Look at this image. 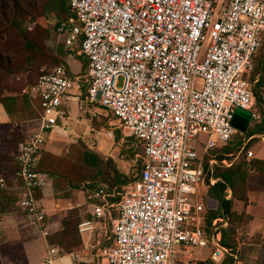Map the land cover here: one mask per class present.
I'll use <instances>...</instances> for the list:
<instances>
[{"label":"built area","instance_id":"1","mask_svg":"<svg viewBox=\"0 0 264 264\" xmlns=\"http://www.w3.org/2000/svg\"><path fill=\"white\" fill-rule=\"evenodd\" d=\"M69 4L74 17L57 23L56 31L68 59L87 60L88 96L80 107L93 116L113 114L142 147L141 174L123 188L115 205L118 216L112 218V204L102 196V203L91 205V217L79 222V233L91 236L100 221H112V245L103 250L106 264H189L198 249H211L215 264L227 256L242 264L239 247L235 251L222 244L228 216L215 218L206 229L204 200L217 181L214 167L233 163L219 160L213 151L239 132L232 125L235 109L251 111L252 120L264 118L250 82L254 57L264 47V0ZM80 81L58 65L42 69L30 87L43 112L16 155L17 207L44 238L49 229L37 191L42 193L50 176L38 170L40 156L46 135L66 119L67 100L81 91ZM254 138L264 143L261 133L244 145ZM7 188L0 175V190ZM237 234L243 245L248 233L239 229ZM180 253L187 261L181 262ZM72 255L49 245L39 264H93L73 262Z\"/></svg>","mask_w":264,"mask_h":264},{"label":"trees","instance_id":"2","mask_svg":"<svg viewBox=\"0 0 264 264\" xmlns=\"http://www.w3.org/2000/svg\"><path fill=\"white\" fill-rule=\"evenodd\" d=\"M47 12L58 17L57 23L74 17L69 0H0V105L10 120L8 123H0V175L7 181L11 178L15 180L19 168L16 155L26 135H21V132L15 130L16 120H39L43 112L40 99L31 95L30 87L37 82L42 69L50 70L60 64L65 65L71 72L67 64H62L68 54L65 42L62 41L65 51L63 47L55 52L48 49L50 29L43 20ZM85 67L87 60L84 61L83 69ZM34 72L37 77L29 83L27 77ZM255 77L256 71H253L250 82H254ZM256 83L258 86H264V76L261 75ZM87 89L88 87L82 98L87 99ZM254 95L257 105L260 106V93L254 90ZM263 108L256 109L263 112ZM261 133H264V118L260 121L253 120L247 132L239 131L240 137L237 140L233 141L232 138L228 145L218 150L219 160L227 158L233 160V163L229 167H214L212 176L217 181L209 185L205 197L206 229H210L215 218L228 216L229 224L222 231V244L235 251L238 247L241 248V237L237 230L244 222L245 213L238 212L234 205L236 202H242L246 206L251 192L264 193V159L252 158L249 150L250 143L256 138L244 145L245 140ZM232 152L236 155L240 152L236 160L231 158ZM38 170L52 178L57 195L71 194L77 190L86 194L90 204L102 203V196H105L113 205L122 199L123 188L138 179L141 174L140 172L138 177L131 179L129 174L118 168L113 158H105L95 153L81 140L69 144L64 153L42 152ZM16 186L0 190V220L3 216L20 214ZM228 189L231 192L230 198ZM114 190L118 195L116 198L111 197ZM37 197L41 198L40 191H37ZM115 211L113 219L118 216L117 210ZM84 217L89 215L82 214L78 208H72L61 220L59 229L48 236V243L58 246L66 253L82 250L83 241L78 224ZM108 223L105 219L102 220L96 237L97 244L108 237ZM262 242L254 264H264V241ZM21 247L19 244L18 248ZM206 250L209 251V257L198 260L196 264H215L210 258L211 249ZM240 250L237 255L242 261L243 251L240 253ZM231 260L232 258L227 256L223 264H229ZM24 261L26 264V259Z\"/></svg>","mask_w":264,"mask_h":264},{"label":"rangeland","instance_id":"3","mask_svg":"<svg viewBox=\"0 0 264 264\" xmlns=\"http://www.w3.org/2000/svg\"><path fill=\"white\" fill-rule=\"evenodd\" d=\"M45 23L46 26L50 29V37L47 41L48 49L52 52L57 51L58 48L63 47L62 37L56 31V26L58 22V17L53 15L52 13L47 12L45 14ZM65 63L67 64L72 73L78 75L80 78V82L82 85L80 92H75L73 95L74 101L71 106L67 109V116L65 120H61L59 122V127L54 132H49L50 134L47 137V140L44 144L48 145L49 149L54 150L56 153H64L69 144L81 140L84 142L86 146L92 149L95 153L100 154L105 158H113L116 162L118 168L129 174L131 179L139 176L142 170V147L140 143H138L135 138L128 135V131L124 130L122 126L118 123L116 118L111 114H107L104 111H100L96 116L91 115L86 109H83L79 105V101H85L86 98H82L85 94L86 88L88 87L86 80L87 77V67L83 69L84 61L86 60L82 56H75L74 59H68V57L64 58ZM60 65V64H59ZM47 66V65H44ZM49 67V66H47ZM252 75V74H251ZM37 77L36 72L30 74L27 77L29 83H32ZM17 81H21L20 79H16ZM123 79H119V87L121 86ZM27 87V86H26ZM253 89L260 93L262 98V103L257 105L256 108L264 107V86H258L257 83L253 84ZM98 107V106H97ZM6 112L3 107L0 106V120L4 121L6 117ZM255 121H260V119H253ZM252 120V121H253ZM251 121V122H252ZM15 130L21 132V135L27 134L29 131L35 128L38 123V120L27 121L24 120H16L15 122ZM240 137L238 133L233 137V141L237 140ZM44 148V147H43ZM221 150V149H220ZM252 153V158H263L264 159V143L260 141V139H255L250 143V149ZM43 151V149H42ZM213 153L216 156L219 155L220 151L215 150ZM231 158L237 159L235 152H232L230 155ZM206 154L204 155V160L206 163ZM17 180L9 179L7 181L8 186L15 187L17 184ZM18 186V185H17ZM16 186V187H17ZM75 193L68 201H64V208L75 207L82 211V214H88L91 217V205L88 201V197L82 191L75 190ZM252 198H256L255 200V208L251 209V213L256 212H264V195L259 193L252 194ZM257 196V197H254ZM118 195L116 190L113 191L111 197L116 198ZM207 196V195H206ZM109 204H112L107 199ZM205 203V200H204ZM253 203V202H252ZM116 204H112L111 214L112 218H114V213L116 212ZM78 206V207H76ZM69 208V209H70ZM206 208V204H205ZM66 210L65 212H69L70 210ZM22 215L21 212H19ZM108 223V237L99 244H97L96 237L97 233L102 226V221L100 224L98 223L93 231L92 235L88 234L81 235L83 241V249L78 251H72L70 253H66L64 250H61V254H73L72 261L73 262H92L93 264H106L105 256L103 255V250L112 245L113 233H112V221L106 220ZM262 237V235H260ZM252 237L251 239H245L244 245L241 246L240 253L243 251L242 264H254V260L257 258V252L260 248L261 244L264 241V238ZM2 239L0 240V264H25V258L19 253L18 245L19 242H15V240L11 239V243H8L9 240ZM242 241V239H241ZM258 242L254 245L255 242ZM40 242V241H39ZM48 245H51L50 243ZM56 246V245H55ZM48 249V246H46ZM196 250H193L194 254ZM195 258V255H194ZM193 257L189 260V264H196V261ZM179 259L181 262L187 261L184 255H180ZM198 262V261H197Z\"/></svg>","mask_w":264,"mask_h":264},{"label":"crops","instance_id":"4","mask_svg":"<svg viewBox=\"0 0 264 264\" xmlns=\"http://www.w3.org/2000/svg\"><path fill=\"white\" fill-rule=\"evenodd\" d=\"M263 39H264V33H263ZM62 41H64L63 37H62ZM253 71H256V77L253 82L255 84L261 75L264 76V47L261 48V50L254 57ZM73 99L74 97L72 96L71 98L67 100L68 106L72 105L74 101ZM6 115H7L6 116L7 118L4 121L0 120V123H8L10 121L7 113ZM58 127L59 125H57V127H55L53 131L51 132H54ZM49 134L50 133L46 135V140ZM47 146L48 145L44 146L42 152L50 151V152L56 153L54 150L49 149V147ZM56 154H60V153H56ZM254 193H259V194L264 195V193H261V192H251L249 195V202L246 206H244L242 202H236L234 205V208L238 212L244 211L245 213L244 222L238 228V230L239 229L245 230L248 233V236L246 239H251L252 237L259 238L260 235H262V237L260 238L263 239L264 238V212H256V213L250 212L253 207L255 208V204H256L255 203L256 198H252L253 197L252 194ZM74 194L75 193L73 192L71 194H64V193L63 194L59 193L58 195L55 194L54 187H53V180L50 177L49 184L42 191L41 198H40L45 208V211H46V220H47V225L49 229V235H51L52 233H54L55 231L59 229L61 220L70 212V211L65 212V209L68 210L70 207L64 208L63 203L64 201H68ZM254 197H257V196L254 195ZM72 208H75V207H71L69 210H71ZM4 238L9 240L8 243H11L10 240L13 239L15 240L16 243L19 242L22 245L21 249L19 250V253L26 259V264H39L46 254V251H47L46 246H49L48 239L42 237L40 231L37 228L28 226L23 216H21L20 214L7 215L1 218L0 220V240ZM257 243L258 242L256 241L254 245H256ZM181 254L184 255L183 253H180V255ZM194 255H195V258H194ZM192 257L197 261L205 260L206 258L209 257V251L206 249H198L195 251L194 254L192 253L191 259ZM197 261L196 263H198ZM231 262L229 264H234L233 259L231 260Z\"/></svg>","mask_w":264,"mask_h":264},{"label":"water","instance_id":"5","mask_svg":"<svg viewBox=\"0 0 264 264\" xmlns=\"http://www.w3.org/2000/svg\"><path fill=\"white\" fill-rule=\"evenodd\" d=\"M252 120L251 111L236 108L233 114L232 125L240 132H247Z\"/></svg>","mask_w":264,"mask_h":264}]
</instances>
